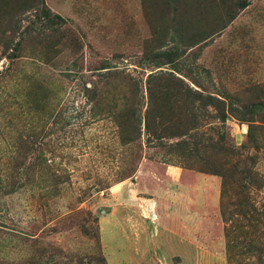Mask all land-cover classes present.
<instances>
[{
    "label": "rangeland",
    "instance_id": "obj_1",
    "mask_svg": "<svg viewBox=\"0 0 264 264\" xmlns=\"http://www.w3.org/2000/svg\"><path fill=\"white\" fill-rule=\"evenodd\" d=\"M0 264H264V0H0Z\"/></svg>",
    "mask_w": 264,
    "mask_h": 264
},
{
    "label": "trees",
    "instance_id": "obj_2",
    "mask_svg": "<svg viewBox=\"0 0 264 264\" xmlns=\"http://www.w3.org/2000/svg\"><path fill=\"white\" fill-rule=\"evenodd\" d=\"M162 79H163V78H159V79H157V80H159V82H160ZM165 80H167V79H165ZM191 92L194 93V95H195L197 101L201 103V104L198 106L199 108H205L206 106L214 107V108H215L216 105H214V103H213L212 101H214V102H216V101H215L212 97H209V96H206V95H202V94H200V93H198V92H194V91H192V90H191ZM201 105H204V106H201ZM153 135H156V134H153ZM163 138H164V136H163ZM169 139H170V138H169ZM223 177H224V179H226V174H225V173H224ZM224 186H225V184H224ZM223 197H226V189H225V188H223ZM222 208H223V209H222V215H223L224 219H225L226 221H228V219H227V212L224 211V210H225L224 201H223V203H222Z\"/></svg>",
    "mask_w": 264,
    "mask_h": 264
}]
</instances>
